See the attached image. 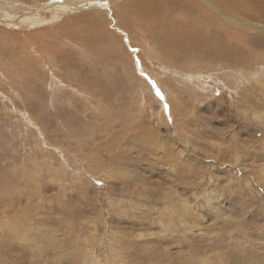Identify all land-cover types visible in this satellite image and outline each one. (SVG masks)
<instances>
[{
  "label": "rangeland",
  "instance_id": "374dc122",
  "mask_svg": "<svg viewBox=\"0 0 264 264\" xmlns=\"http://www.w3.org/2000/svg\"><path fill=\"white\" fill-rule=\"evenodd\" d=\"M129 1L0 0V264H264V16Z\"/></svg>",
  "mask_w": 264,
  "mask_h": 264
},
{
  "label": "bare ground",
  "instance_id": "6f19581e",
  "mask_svg": "<svg viewBox=\"0 0 264 264\" xmlns=\"http://www.w3.org/2000/svg\"><path fill=\"white\" fill-rule=\"evenodd\" d=\"M136 1H137L136 5H135L136 8L133 5V1L127 2L124 5V7H127L129 9L135 8V9L131 10L134 13V15H132V19L136 18V20H139L141 23H142V21H145V23L147 25L152 26L153 30L157 31V32L168 30L170 33H172L174 31H178L180 29V25H178V24H174V25L170 24L168 26L161 25V24H166L168 22V20H167V18H169V17H167L168 14H164L163 18L161 19V22L155 24L154 18H156L157 20L160 19L161 16L158 14V12H160V10L163 12L162 7H164L165 5L168 9H172V8H175V6L177 7L179 5V3H182L183 4L182 8L185 9V12H187L188 15H195V18L193 21L197 24H199L200 21L211 22L208 20L209 19L211 20L213 17V14L210 12L208 13L207 10H209V9L207 8V10H206L205 5L200 0H162L163 2H165V4H162V6L159 9L158 8H152L156 11L149 9V7L140 9L139 5L144 4V2L146 0H136ZM211 2L213 4V6L218 5V4L221 6H224L226 8V10L228 9V6H230L231 4L238 5L237 3H241L242 6H244L245 8L248 9V11L247 10L246 11H238V10L232 11L231 10V15H233V14L237 15L238 13H242L240 15L245 16V14L248 15V13L252 12L251 10H253L254 12H256L257 16L261 17L259 14L264 16V0H238L237 3H235L236 2L235 0H211ZM173 11H171V12L168 11V13L172 14ZM123 13H124V17H126L125 12H123ZM81 15H83V14H81ZM133 17H135V18H133ZM253 17L256 18V16H254V15H253ZM92 18H93V15H88L85 18L86 20L84 18L82 20H85V22L88 24L90 21H92ZM128 21H129L128 19L126 21H122L123 25L124 26H125V24L129 25V24H127ZM85 26L88 27L89 25H85ZM221 28L224 29L225 31H229V29L226 27L221 26ZM232 32L233 31L230 30L229 34H232ZM165 34H166V32H165Z\"/></svg>",
  "mask_w": 264,
  "mask_h": 264
}]
</instances>
